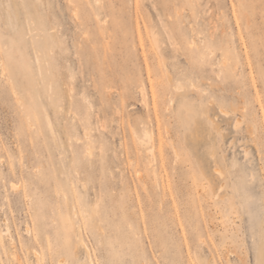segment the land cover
<instances>
[{
    "label": "rangeland",
    "instance_id": "374dc122",
    "mask_svg": "<svg viewBox=\"0 0 264 264\" xmlns=\"http://www.w3.org/2000/svg\"><path fill=\"white\" fill-rule=\"evenodd\" d=\"M8 1L0 264H264V0Z\"/></svg>",
    "mask_w": 264,
    "mask_h": 264
},
{
    "label": "bare ground",
    "instance_id": "6f19581e",
    "mask_svg": "<svg viewBox=\"0 0 264 264\" xmlns=\"http://www.w3.org/2000/svg\"><path fill=\"white\" fill-rule=\"evenodd\" d=\"M9 1L8 0H6V3H5V7L6 8H8L9 7V5H10V3H8ZM9 10V9H8ZM9 12H10V10H9ZM10 19H11V14H10ZM10 23H12V21L10 20ZM232 110V109H231ZM227 112V111H226ZM234 112V111H233ZM237 124V123H236ZM149 150V149H148ZM148 150H147V152H148ZM81 239V238H80ZM81 241V240H80Z\"/></svg>",
    "mask_w": 264,
    "mask_h": 264
}]
</instances>
